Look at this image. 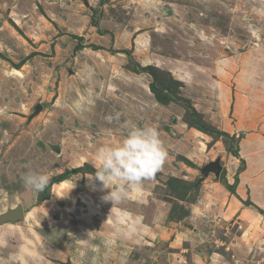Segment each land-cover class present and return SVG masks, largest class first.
Wrapping results in <instances>:
<instances>
[{"label":"rangeland","instance_id":"374dc122","mask_svg":"<svg viewBox=\"0 0 264 264\" xmlns=\"http://www.w3.org/2000/svg\"><path fill=\"white\" fill-rule=\"evenodd\" d=\"M126 121L157 127L167 159L112 203L95 153ZM261 137L264 0H0V215L25 210L0 226V264H264ZM249 166L254 206L236 193Z\"/></svg>","mask_w":264,"mask_h":264},{"label":"clouds","instance_id":"9594fccd","mask_svg":"<svg viewBox=\"0 0 264 264\" xmlns=\"http://www.w3.org/2000/svg\"><path fill=\"white\" fill-rule=\"evenodd\" d=\"M115 118L119 119V115ZM107 119L111 122L113 117ZM123 127L127 131L120 142L102 146L95 153L98 168L94 179L106 189L107 185L113 186L104 196L105 201L112 203L126 197L129 189L139 190L142 182L153 178L167 159L157 127H139L131 121H126ZM21 179L25 188L36 192H43L49 184L45 173L28 172Z\"/></svg>","mask_w":264,"mask_h":264},{"label":"crops","instance_id":"0c3cea01","mask_svg":"<svg viewBox=\"0 0 264 264\" xmlns=\"http://www.w3.org/2000/svg\"><path fill=\"white\" fill-rule=\"evenodd\" d=\"M246 88H249V87H246ZM239 92H237V97H236V101L238 100V104H237V107H236V112L238 111V114H240V115H243L242 114V112H241V110H240V108L242 109V106H241V104L242 103H244L243 101L245 100V99H243V97L241 96V93H242V91H241V89L239 88V90H238ZM253 92V90L252 91H250L248 94H250V93H252ZM249 96V95H248ZM248 102V101H247ZM246 102V103H247ZM243 110H244V108H243ZM251 115H252V109L250 108V110H249V107L247 108V114H246V119L250 122V120H252L250 117H251ZM243 117V116H242ZM248 118H250V119H248ZM246 119H244V120H246ZM248 123V122H247ZM253 125V123L251 122V125L250 126H252ZM250 136H247L246 138H245V140L243 141V144H240V148H241V150H240V153L242 154V156H246V153H250L251 151H253V150H251V148H248V147H244L243 145H244V143H245V141L246 142H249V141H251L252 143H256V141L257 140H250ZM262 139V140H261ZM264 138L263 137H261L260 138V141L258 142V144H257V146H260V145H263L264 144ZM257 146H255V147H257ZM255 149V148H254ZM260 167H264V165L263 166H261V165H259ZM237 168V165L231 170V171H229V169H227V171L229 172V173H231V172H234L235 171V169ZM248 170L246 171V172H244V173H242L241 175H240V177H239V179H241V182L239 183V185H238V187H237V194H239V196L240 197H242V195H248L249 194V192H250V196H251V201L253 202L254 201V197H255V195L257 194V193H259V190L261 189L260 188V185L262 184V181H263V179L262 178H260V177H252V179H250V177H248L247 175H248V172L250 171H252L254 168H252L251 166H249V168H247ZM244 174V175H243ZM231 182V181H230ZM264 190V189H263ZM219 192L221 193V195H225L226 196V190L224 189V190H222V187L220 188V190H219ZM262 192V191H261ZM263 193V192H262ZM203 194V193H202ZM235 197V196H234ZM256 203V202H255ZM233 204L234 205H237V207L239 208V206H238V204L237 203H235V202H233ZM257 204V206H258V203H256ZM94 207H95V204L94 205H91V204H89V210H90V214H98V213H94L92 210L94 209ZM260 207V206H259ZM93 208V209H92ZM247 210H249L248 208H246ZM92 212V213H91ZM97 212V211H96ZM28 213V212H27ZM249 217V216H248ZM254 217H256L257 219H258V217L256 216V215H254Z\"/></svg>","mask_w":264,"mask_h":264},{"label":"water","instance_id":"95a60500","mask_svg":"<svg viewBox=\"0 0 264 264\" xmlns=\"http://www.w3.org/2000/svg\"><path fill=\"white\" fill-rule=\"evenodd\" d=\"M41 105L37 108L36 112L38 113L41 110ZM223 166L221 165L220 158L215 161H212L205 165L201 170V179L195 185L197 188L209 175H215L216 179L220 178ZM96 172V171H95ZM25 220V211L23 205H17L14 209L7 210L4 214L0 215V226L5 224H17Z\"/></svg>","mask_w":264,"mask_h":264},{"label":"trees","instance_id":"16d2710c","mask_svg":"<svg viewBox=\"0 0 264 264\" xmlns=\"http://www.w3.org/2000/svg\"><path fill=\"white\" fill-rule=\"evenodd\" d=\"M79 40H82V38L81 37H79ZM149 74H151V75H153L154 77H155V81L153 82V84L151 85V89H152V91L156 94V95H158L157 94V91L158 90H156V79H158L157 78V75H156V73L155 72H151V73H149ZM199 128H202V130H204V131H207V133H210L211 135L213 134V133H217V135L218 136H221V135H223L221 132H214L212 129H209V130H207V129H205V128H203V127H199ZM234 153V155L236 156V157H238L239 156V153L237 152V151H234L233 152ZM242 171V169L240 168V172ZM72 172H77V170H73ZM69 173H66V174H64L60 179H58L59 181H64L66 178H67V175H68ZM232 186H234V185H232ZM232 186H228L229 188H230V190L232 191V193L234 192H236V189H235V187H232ZM236 195V194H235ZM244 205H246V206H254V204L252 203V201L251 202H245L244 203ZM257 210L261 213V214H264V211H262L260 208H258L257 207Z\"/></svg>","mask_w":264,"mask_h":264}]
</instances>
